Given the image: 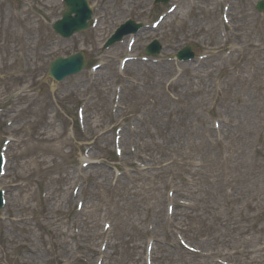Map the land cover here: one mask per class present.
<instances>
[{
  "label": "rangeland",
  "instance_id": "1",
  "mask_svg": "<svg viewBox=\"0 0 264 264\" xmlns=\"http://www.w3.org/2000/svg\"><path fill=\"white\" fill-rule=\"evenodd\" d=\"M153 1L89 0L98 24L62 40L52 30L62 0H0V146L11 141L0 264H264L259 0H174L156 30L149 25L169 4ZM129 19L148 25L133 56L158 40L165 60L123 65L125 42L102 51ZM187 45L197 55L237 50L198 68L168 60ZM81 50L98 70L60 84L47 77L51 61ZM249 114L258 120L245 134ZM169 132L173 151L160 147Z\"/></svg>",
  "mask_w": 264,
  "mask_h": 264
},
{
  "label": "water",
  "instance_id": "2",
  "mask_svg": "<svg viewBox=\"0 0 264 264\" xmlns=\"http://www.w3.org/2000/svg\"><path fill=\"white\" fill-rule=\"evenodd\" d=\"M67 12L64 14V20L57 23L55 29L67 35L74 32L85 30L88 27L86 23L90 17V11L85 0H66ZM260 10H264V3H260ZM75 17H72V14ZM85 65L83 54L72 56L68 59H58L50 66V76L54 78H63L68 74L79 72Z\"/></svg>",
  "mask_w": 264,
  "mask_h": 264
},
{
  "label": "bare ground",
  "instance_id": "3",
  "mask_svg": "<svg viewBox=\"0 0 264 264\" xmlns=\"http://www.w3.org/2000/svg\"><path fill=\"white\" fill-rule=\"evenodd\" d=\"M216 43H218V41H216ZM246 106L249 107V105H248L247 103H246V105H244V107H246ZM164 118H165V124H166V122H167V120H168V117H164L163 115H160V117H158V118L155 120V122L159 124V122H161V120L164 119ZM245 119H246V120L243 122V124L240 123V121H239V123L242 124V126L247 127V131H246V133H245V134H247V133H249V132H248L249 125L253 126L252 123H256L257 120H258V118L252 117V116L249 114L248 117H246ZM172 120L176 121V124L173 125L174 127H176L177 124L181 121V119H179L178 122H177V120H175V119H172ZM154 127H155V126H154ZM174 127H173L172 129H174ZM156 128H157V127H156ZM157 129H158V128H157ZM160 129H167V128H161V127H160ZM127 133H128V132H127ZM148 136H150V132L148 133ZM239 137H241V136H239ZM175 138H176V136H175L174 134H172V133L169 132V136H168L167 138H165V140L162 142V144H161L160 147H162L163 149H166V150H168V151H173V150H175V148H177V141L174 142V139H175ZM6 167H7V166H6ZM6 176H7V174L5 175V177H6ZM160 201H161V199H160Z\"/></svg>",
  "mask_w": 264,
  "mask_h": 264
}]
</instances>
